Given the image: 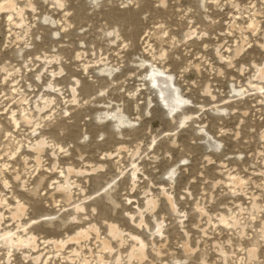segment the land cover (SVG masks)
Listing matches in <instances>:
<instances>
[{"label":"rangeland","instance_id":"374dc122","mask_svg":"<svg viewBox=\"0 0 264 264\" xmlns=\"http://www.w3.org/2000/svg\"><path fill=\"white\" fill-rule=\"evenodd\" d=\"M262 68L264 0H0V264H264Z\"/></svg>","mask_w":264,"mask_h":264},{"label":"bare ground","instance_id":"6f19581e","mask_svg":"<svg viewBox=\"0 0 264 264\" xmlns=\"http://www.w3.org/2000/svg\"><path fill=\"white\" fill-rule=\"evenodd\" d=\"M57 1H59V0H57ZM13 7H14L13 2H10L9 4L5 5L3 8H5L7 10H11V9H13ZM146 78L149 79L151 89L153 90V92L156 95V98L158 100L157 102L166 111V114L168 116H172L179 109H181V107L184 104H186V100L183 99L182 96H180L178 89L175 87L172 77L171 76H167L166 73L163 72L162 70H159L158 68H152V69H150L148 71V73L146 75ZM258 78L261 81H264V68H262L260 70ZM233 92H235V91L233 90ZM103 118H112L114 120V126L115 127H120V126L123 127V125L125 126L126 124L128 125V123H129L127 118H126V116L122 113V111H120L118 109L114 110V111H112L110 113L109 112L108 113H103L102 115L99 116V119H103ZM42 145H43V143H39L37 146H35L36 147V151L38 152V154H40V153L42 154V152H43L42 151V148H43ZM208 146L210 148H214L215 149V148H217L218 144L214 143L212 141H208ZM172 174H173V172H172ZM154 201H152V200L148 201V203L146 205V210L155 209L156 202H154ZM22 212H25V208L22 207V206H19L17 208V211H16V216L14 215V217L19 218L20 215H23ZM141 221H142V219H141ZM156 228H157V232L159 233V230H160L159 226L156 225ZM87 236H89V234H87ZM108 236L111 239L112 238L115 239L117 237L119 238L120 236H122V234L120 235V232H119L118 228H116L115 226L112 225V226H109V228H108ZM84 237H85V233H82L80 235H77V236L73 237V240L81 241ZM31 241H32V239H31ZM35 241H36V239H35ZM136 242H137V250H138L137 252H139V257H137V260L139 258L140 261H141V258L144 257L143 256V251H144L145 248H143V245H142L141 241L137 240ZM3 243H4L5 247H8V248H12V247L15 246L14 242L12 240V237H9V236L5 237ZM103 245H104V248H106V249L110 246L109 243H107L106 241L103 243ZM144 247H145V245H144ZM134 255H136V254H134ZM132 258H134L133 255H132Z\"/></svg>","mask_w":264,"mask_h":264},{"label":"water","instance_id":"95a60500","mask_svg":"<svg viewBox=\"0 0 264 264\" xmlns=\"http://www.w3.org/2000/svg\"><path fill=\"white\" fill-rule=\"evenodd\" d=\"M152 91V90H151ZM158 103V102H157ZM159 104V103H158ZM160 105V104H159ZM162 107V106H161Z\"/></svg>","mask_w":264,"mask_h":264}]
</instances>
